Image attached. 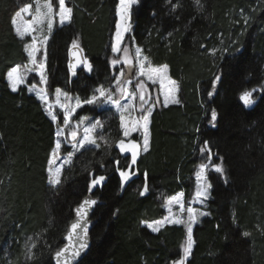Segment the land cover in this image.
Segmentation results:
<instances>
[{
    "label": "trees",
    "instance_id": "1",
    "mask_svg": "<svg viewBox=\"0 0 264 264\" xmlns=\"http://www.w3.org/2000/svg\"><path fill=\"white\" fill-rule=\"evenodd\" d=\"M30 2L0 0V264H52L73 208L88 194L99 204L89 251L78 264L179 261L185 227L165 225L152 233L141 223L161 219L166 198L178 192L185 201L192 197L204 141L214 163L223 158L225 171L223 176L207 172L208 215L192 228L194 244L185 264H264V0H137L122 47L130 53L135 45L151 65H167L178 83L179 103L154 108L149 150L137 158L131 168L136 174L123 187L117 169L127 170L129 161L110 146L76 154L55 188L47 183L55 124L25 87L12 92L5 80L9 69L26 62V40L15 35L11 20ZM51 2L56 9V0ZM117 2L66 0L72 20L55 27L46 46L48 94L59 88L83 101L95 88L113 85L119 67L110 63L116 59L110 46ZM73 40L92 64L91 72L69 71ZM217 75L221 80L209 97ZM27 83L38 80L30 76ZM255 86L262 95L247 111L238 96ZM106 112L84 105L76 115L101 119ZM57 124H62L60 117ZM108 128L112 143L121 139L117 120L111 117ZM96 175L107 179L89 192ZM145 183L149 191L141 196ZM25 237L36 245L28 258Z\"/></svg>",
    "mask_w": 264,
    "mask_h": 264
},
{
    "label": "snow or ice",
    "instance_id": "2",
    "mask_svg": "<svg viewBox=\"0 0 264 264\" xmlns=\"http://www.w3.org/2000/svg\"><path fill=\"white\" fill-rule=\"evenodd\" d=\"M58 4V11L55 12V17H58L59 24L63 26L65 23H70L72 20V13L73 9L71 7L66 6V0H56ZM137 3V0H119V5L117 7V15L119 17V21L116 24V31H115V40L114 43L111 46V51L113 54L120 53L123 51L124 57L123 60H121L119 57L116 59H112L110 61L113 68L117 66L118 64L123 63L129 70L132 68V61L128 58V49L127 48H121L122 42L124 40V36L127 32L130 30V17H131V9L134 4ZM197 3H199V0H197ZM43 9L45 11H41V7L38 6L36 9V16L31 21H23L22 20V14H31V8L32 5H25L23 8L19 9L13 16L11 23L14 26L16 34L19 36V38L24 39L25 36L31 35L32 39L31 42L25 45V51L27 52L28 58H29V64L32 65V67L25 66L27 72L35 71L37 75L39 76L40 83L44 85L45 87L37 88L35 84L31 85L29 87L30 92H35V95L38 97L40 101L45 103L48 107L47 110L51 112L52 106L48 104V96L46 92V88L48 86V74L46 71V59H47V53L46 49L44 51V56L42 59L38 60L37 55L41 52V45H46L48 36L38 37L36 35H32L34 31L43 32L44 29L40 27V25H43L45 23V20L47 21V31L48 33H51L53 29V20H54V8L53 3L51 0H48V2L44 3L42 5ZM18 18H20V22L18 23ZM34 25L36 27H34ZM72 56L77 58V62L75 64H70V68L72 69L73 75L76 74V68L80 65H83L84 69L88 72H91L93 70L92 64L86 59L79 57V52L81 51L79 48V44L76 40H73L72 42ZM227 51V49H225ZM238 51H242V49H238ZM141 49H136V59L139 62V70L137 73V79L139 77H146L147 81H149L151 84L156 85L159 84L161 93L163 95V104L165 107H167L170 103L176 104L179 103V100L176 98V93L178 91V85L176 81L172 80L168 75V66L167 65H161V66H153L151 64H147V57H143L141 60L140 57ZM125 75L123 70H120V74L118 77H115L116 81V87L117 90H119L122 94L125 96L128 94L127 87H124L121 85V79L120 77H123ZM7 80L9 82L10 88L12 92H17L19 90L20 85L25 84L26 77L24 74L20 72L19 66L13 67L10 71L7 73ZM221 80V76L217 75L215 77V80L212 83V91H208L207 95L209 97L214 95V90L216 87V83ZM128 83H131L129 80ZM138 89L140 90V96L139 99L141 101L140 104V111L142 112V115L139 117V119L134 120L132 122L131 128H129L125 124V118L123 115V112L131 107L129 104H125L121 106L119 101L113 100V94L110 90L105 89L102 85L100 87H97L94 89L93 94L90 98H85L83 101H81L79 98L75 101V106L71 107L67 104H61L60 107L63 109V127L58 128L56 132V136L59 138L64 135L65 128L69 125L71 118L73 114L76 112L77 109L81 108L83 105H96L100 101H106L112 103L116 110L121 113L120 120H121V127L124 129V136L128 137L130 135L131 131H139L143 130V151L147 152L149 150V131L148 126L150 123V117L152 115V112L156 106V104L160 103L159 96L156 97L155 102L152 104H148V101L151 99V96H148V99H146V91H147V85L140 81L137 85ZM56 93L59 95H63L65 99H71L68 97V94L66 92H61V89L57 88ZM256 91L255 89L251 91H245L242 93L240 99L244 103L245 106H251L254 103V100L252 99L253 92ZM145 104H148V107L145 108ZM51 119L53 121L57 120V116L55 114L51 115ZM217 120V112L215 109L211 110V120L210 123L213 127H215V122ZM84 118H82L79 121V124H83ZM79 124L76 125V127L71 131L69 134L71 137L72 147L74 149L73 153H69V155L64 159L63 163L56 167L53 171L52 167H49V184L53 188H55L57 185L61 183V171L66 163L71 162V157L75 154V152L80 151V149L84 148L86 145H95L96 147H99L98 144H96L95 139L90 135L95 131V129L99 126L102 127V124L99 120H96L95 123L91 124L90 126H87L83 130V137L82 139H79L77 141V128L79 127ZM62 147L61 141L57 139V142L55 144V150L52 154L53 159L49 161V164L51 165L56 158H58L59 151ZM118 147L121 151V153H127L131 152V164L128 167V170H120L119 168L117 171L119 172V176L121 178L122 186L124 183H126L128 180L131 179L133 175L136 173L131 170L132 165H135L137 162V156H138V145L133 143L131 147L125 144L124 140H120L118 143ZM201 154L207 153L208 154V161L209 164H211L212 158H213V151L209 147V142L204 141L202 147L200 148ZM220 163L211 164V170L214 171L217 174H220L223 176L224 174V167H223V158L219 157ZM119 161H117V164ZM209 170V165L205 164L202 165L200 168V176H198V179L204 178V174ZM145 176H147V173H145ZM107 179L104 175H96L90 180L89 184V191H91L92 188H95L97 186H102L104 181ZM225 183H227V179L225 178ZM211 187V184L208 182H205L203 185H201V189L197 191L196 195L199 198V202L203 203L205 199L208 197V189ZM149 191V188L147 186V183H145L143 190L140 192V195L143 196L145 193ZM182 197L183 193H178L177 195L171 197L167 204L171 205L173 203L179 204L181 207V211H183V203H182ZM97 204L96 200L93 199H87L84 200L81 205L76 209V215H77V222L73 223L71 225V229L69 231L68 236L66 239L69 241V245L60 249L55 253V264H76L78 262L81 254L88 248V242H87V227H86V217L88 211L91 210L93 206ZM168 211L171 213V208L169 207ZM188 216L187 219H180L176 218L173 215H169L165 217L163 220L155 221L152 224H148V227L153 232H159L161 226L164 224H185L187 228V240L185 247L183 249V259L179 260L178 262H175V264H184V260L187 259L188 256L191 255L192 249H193V238H192V224H194L197 221L198 216H206L208 215L207 212H197L194 208L189 207L187 209ZM244 236H248L249 233L245 232L243 234ZM32 248H35L36 245L33 244L31 246Z\"/></svg>",
    "mask_w": 264,
    "mask_h": 264
},
{
    "label": "rangeland",
    "instance_id": "3",
    "mask_svg": "<svg viewBox=\"0 0 264 264\" xmlns=\"http://www.w3.org/2000/svg\"><path fill=\"white\" fill-rule=\"evenodd\" d=\"M46 2H48V1L31 0L30 3L26 4V5H29V4L32 5L31 14L30 15L29 14H22V20L23 21H31L36 16V9H37L38 6L41 7V11H45V9H43L42 5L44 3H46ZM118 5H119V0L117 2V6H116V10H115L116 22H115L114 31H113V34H112V37H111V46H112V44L114 43V40H115L116 24L119 21V17L117 15V7H118ZM24 6L20 7L19 9L23 8ZM66 6L69 7L67 3H66ZM56 11H58V5H57V8L54 9L53 29H52L51 33H48V31H47V21L45 20V23L43 25H40V27H42L44 29V31L43 32L34 31L32 33V35H36L38 37L48 36V40H49V38H50V36H51L54 28L57 27V26H61L59 24L58 17H55V12ZM19 22H20V18H18V23ZM66 24H68V23H65L64 25H66ZM12 27H13V31H14L15 35L19 38V36L15 32V29H14V26L13 25H12ZM34 27H36V26L34 25ZM130 31H131V21H130V30H129V32H127L125 34V36L127 34H129ZM125 36H124V39H125ZM19 39L20 40H23V41L26 40L25 43H24V46H23V50H24V53L26 55V62L24 64H22V65H15V66H19L20 72L22 74H24L25 77H26L25 84L20 85V87H25L26 90H27V93L30 94V95H32V96H34L42 104L43 109H44L47 117L55 124V127H56L54 147H53V150L51 151V154H50V157H49V160H48V166H47V177H48L47 183H48V185H50L49 184V179H50L49 167L51 166L52 169H53V171H54L56 167L60 166L63 163L64 159L69 155V153H73L74 152V149L72 147L73 141H71V137H70L69 134L71 133V131H73V129L76 127V125L79 124V121L82 118H84L83 124H79V127L76 129L77 132H78L77 141L79 139H82L84 128L87 127V126H90L93 123H95L96 120H99L101 122L102 127H99L98 126L95 129V131L90 134L95 139L96 144H98L99 147H96L95 145H86L84 148L80 149V151H83V150H86V149H102L103 150V149H109L110 146H113L117 150L119 156H121V157H127L128 158V161H129L128 162V166L131 164V152L121 153V151H120V149L118 147V143H119L120 140H124L125 141V144L128 145L129 147H131V145L133 143H135L136 145H138V156H137V158L140 155H142V154L145 153L143 151V136H144L143 130L141 129L139 131H131L130 132V135L128 137H125L124 136V129L121 127V120H120L121 113L116 110L115 106L112 103L106 102V101H100L96 105H93V106H96L97 107V110H106V111H108V112H106L101 117V119H99L98 117H91L89 115H86V116L76 115L77 112H78V110L81 109V108L77 109L76 112L73 114L69 125L65 128L64 135L58 138L56 136V132H57L58 128L64 126L63 125V114L64 113H63V109L60 107V105L61 104H67V105H69L71 107H74L75 106V101H76L77 98L68 95V97H70L71 99H67L66 100L63 95H59L58 96V94L56 93V91H54L52 94H48V92L46 91L47 92V96H48V104H50L52 106L51 112H49L47 110V107L48 106L45 103H43L42 101H40L38 99V97L35 95V92L34 91L33 92H30L29 91V87L31 85L27 83V79L30 76H35L36 79L38 80V84H36V87L37 88L45 87L44 85H42L40 83L39 76L37 75V73L35 71L27 72L26 71V68H25V66L32 67V65L29 64V58H28L27 52L25 51V45L31 42L32 36L31 35H28V36H25L24 39H21V38H19ZM48 40H47V43H48ZM122 44H123V42H122ZM46 46H47V44L46 45H41V52L38 53V55H37V59L38 60H40V59L43 58L44 51L46 49ZM71 46H72V44H71ZM111 46H110V51H111ZM70 48H72V47H70ZM121 48L123 49L122 45H121ZM136 49H137V47L135 45H133L132 46V49H131V52L130 53L128 52V58H129V60L132 61V65H133L132 68H131V70H134L133 76L131 78H127V79L124 80V76L127 75V73L129 72L128 71L129 69L123 63L119 64V67H117L118 68V71H116V77L119 76L120 70H123L124 71L125 75L123 77H120V79H121V85L124 86V87H127L128 94L125 96L119 90H117L116 81L115 80H114V83H113V85L111 87L105 88V89H108V90H110L112 92V94H113V100L119 101L120 104H121V106H123L125 104L131 105V107H129L128 109H126L123 112V115H124V118H125V124L129 128H131L132 122L134 120L139 119V117L142 115V112L140 111L141 101L139 99L140 90L137 87V85H138V83L140 81H143L147 85L146 99H148V96L149 95L151 96V99L148 101V104L154 103L156 97L159 96L160 103L159 104H156V106L161 105V106L165 107L164 104H163V95L161 93L159 84H156V85L151 84L149 81H147L146 77H139L138 79L136 78L137 77L138 70H139V62L136 59ZM111 54H112V56L114 58L115 57L116 58L119 57L120 59L123 60V57H124L123 51H121L120 53H117V54H113L112 51H111ZM140 57H141V60L144 57L141 54V52H140ZM147 64H150L148 60L146 62V67H147ZM15 66H13V67H15ZM11 69H9L8 71H10ZM8 71H7V73H8ZM84 71H86V70L84 69ZM86 72H88V71H86ZM7 73L5 75V80H6V82L8 84V87H9V89L11 91L9 82L7 80ZM167 75L169 76L168 73H167ZM129 80L131 81V83H128ZM177 85H178V83H177ZM178 90H179V87H178ZM61 92L63 93L64 91L61 90ZM176 98L178 99V91L176 93ZM148 104H145V108L148 107ZM176 104H178V103H176ZM176 104H171L170 103L168 106H170V105H176ZM88 106H90V105H88ZM52 114H55L57 116V120H58V117H60L62 119V124L61 125H58L57 124V120L56 121H53L51 119V115ZM111 117L118 121L119 129H120V132H121V136H120L121 139L118 140V141H116V142H114V143H112V136L110 135L111 134V132H110L111 129L108 128V122L110 121V118ZM148 131H149V126H148ZM57 139H59L61 141L62 147H61V149L59 151L58 158H56L54 160V162L50 165L49 164V161L53 159L52 154H53V152L55 150V144L57 142ZM149 141H150V133H149ZM62 148L68 149V152L63 153L62 152ZM80 151L75 152V154L71 157V162L70 163L64 164V166L62 168V171L66 167H68L69 165H71L74 156L76 154H78ZM200 156L203 159V162H201V164L196 168L195 173H194V176H193L194 190H193L192 197L188 201H185L184 196L182 197L183 211H181V207H180L179 204H176V203H173L171 205H168L167 204V201L171 197L177 195L178 193H182V192H178L175 195H173V196L168 197V198L165 199L164 204H163L164 216L161 219H158V220H155V221L163 220L165 217H167L169 215H173L176 218H180V219H185L186 220L187 219V216H188L187 209L189 207L194 208L197 212H206L207 201L210 198V188L208 189V197H207V199H205L203 201V203H200L199 202V198L197 197L196 193H197V191H199L201 189V185H203L205 182H208V180H207V172L208 171H212L211 170V164H215V163L213 161H211V164H209L208 154L207 153L201 154V152H200ZM205 164H208L209 165V170L204 174V178L198 179V176H200V168H201L202 165H205ZM62 171H61V173H62ZM120 180H121V178H120ZM124 185H125V183L123 184V186ZM121 186H122V182H121ZM93 189L94 188H92L91 191ZM169 207L172 210L171 213L168 211ZM203 217H205V216H198L197 221L194 224H192V228ZM155 221L142 222L141 224L148 231H150L152 233H155V232H153L148 227V224H152ZM165 225H177V226L181 225V226H184L185 227V230H186V234H187V228H186V225L185 224H164L163 226H165ZM163 226H161V228ZM186 240H187V235H186ZM32 245H33V239L31 237H25L24 242H23V249L25 251L26 258H28L29 255H30V250L32 248L31 247ZM182 259H183V257H182ZM185 260H184V264H185ZM173 264H175V263H173Z\"/></svg>",
    "mask_w": 264,
    "mask_h": 264
},
{
    "label": "water",
    "instance_id": "4",
    "mask_svg": "<svg viewBox=\"0 0 264 264\" xmlns=\"http://www.w3.org/2000/svg\"><path fill=\"white\" fill-rule=\"evenodd\" d=\"M81 50V49H80ZM72 48H70L69 49V51H68V69H69V71L72 73V69L70 68V64H75L76 62H77V58H75V57H73L72 56ZM79 57H81V58H85V56H84V54H83V51L81 50L80 52H79ZM84 69V67H83V65H80V66H78L77 68H76V73L77 72H79V71H81V70H83ZM129 72L127 73V75L126 76H124V80L125 79H127V78H131L132 76H133V73H134V70H128ZM73 74V73H72ZM253 89H255L256 91H254L253 92V96H252V99L254 100V103L251 105V106H245L244 105V103L241 101V99H240V97H241V95H242V93H244L245 91H251V90H253ZM261 88H259L258 86H255V87H253V88H250V89H245L244 91H242L240 94H239V96H238V101H239V103L241 104V106L243 107V109H245V110H247V111H249V110H251V109H253L255 106H256V104L258 103V101H259V99L261 98ZM87 199H93V200H96L97 201V204L95 205V206H93L92 208H91V210L90 211H88V213H87V217H86V221H87V223H86V227H87V232H88V235H87V242H88V248L81 254V256H80V258H79V260H78V262H76V264H78L85 256H86V254L88 253V251H89V248H90V240H89V232H90V230H91V228H92V226H93V220H92V215H93V212H94V209L96 208V206L99 204V199L97 198V197H93V196H91L90 194H88V195H86L74 208H73V210H72V220L70 221V223L68 224V226H67V228H66V230H65V233H64V235L62 236V239H61V242H62V245H61V247L58 249V250H56L53 254H52V256H51V261H52V264H55V259H54V257H55V253L57 252V251H59L60 249H62V248H64V247H66V246H68L69 245V241L66 239V237L68 236V234H69V231H70V229H71V225L73 224V223H75V222H77V215H76V209L81 205V203L84 201V200H87Z\"/></svg>",
    "mask_w": 264,
    "mask_h": 264
},
{
    "label": "bare ground",
    "instance_id": "5",
    "mask_svg": "<svg viewBox=\"0 0 264 264\" xmlns=\"http://www.w3.org/2000/svg\"><path fill=\"white\" fill-rule=\"evenodd\" d=\"M84 70V69H83Z\"/></svg>",
    "mask_w": 264,
    "mask_h": 264
}]
</instances>
